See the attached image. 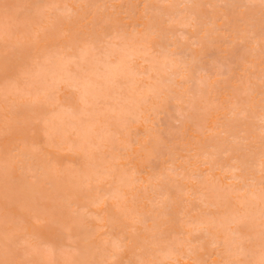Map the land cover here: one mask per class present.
Wrapping results in <instances>:
<instances>
[{
	"label": "bare ground",
	"instance_id": "bare-ground-1",
	"mask_svg": "<svg viewBox=\"0 0 264 264\" xmlns=\"http://www.w3.org/2000/svg\"><path fill=\"white\" fill-rule=\"evenodd\" d=\"M105 1L74 0L72 3L76 4L75 7L69 2V4H62L61 0V3L59 0H40V6L37 8L40 11L42 9L43 14L41 15H44V8L45 11L48 8L50 14L53 15H48L51 19L45 17L50 21H46L49 24L44 27V30L49 28L50 23L56 22L57 25L61 24L57 31L54 33L45 31L35 42L28 39L25 40L26 42L23 41L25 37H22L23 34H21L16 39L18 44L12 43L13 40L10 41L14 46L12 53H4L0 50V77H2L0 81V98L5 101L4 103H6L9 112V116L4 123L5 127L2 130L11 132L13 128H17L20 124L29 126V123H41V138L37 139L36 148L34 149V142L31 148H26L25 144L21 143L17 146V153L12 158L13 161L17 162L15 169L25 171L27 175V179L9 184L11 189L9 196L13 198L12 201L19 202L18 207L21 210L22 224L11 228V232H6L0 227V261L6 257L8 262H14V264H23L26 261H32L34 258L48 259V264H101V262L111 260L112 245L116 241L121 245V249L115 252L118 264H122L120 260L123 254L127 252L131 255L128 259L131 264H140L144 260L155 261L157 264H169V261L177 260L180 256L196 259L198 251L206 245L210 250L209 256L213 257L211 264H224L226 260L240 259V257H245L244 260L251 257L252 261H258L260 250L253 248V242L256 243L260 240L261 222L255 220L261 218L259 197L264 179V176L261 175L264 172V167H262L264 149L256 151L255 146L262 144L264 147V141H262V128H264V125L261 123L264 112L257 115L258 124L254 128L249 125L251 114H254V107H257V105L246 103L238 109L236 105L238 101L240 102V92L237 89L234 92L232 91V94L229 93L228 96L234 98V100L229 103L228 107L230 108V115L233 116L225 121H220V116L217 115L213 120L215 125L209 126V129L212 130L215 127L221 128L219 133L224 134L222 140H219L218 143L213 142L207 148L203 147L204 150L191 147V149H198L193 154L194 159L197 162L200 161L202 165H210V170L217 168L220 164L214 159L215 157L219 155L231 156L243 151L242 157L236 155L233 158V161L235 159L234 163L221 164L222 171L230 173L229 179L242 182L240 186L232 184L228 191L226 190L227 193L225 192V195L222 196L226 199L235 194L237 200L234 203L235 207L232 209L224 208L220 210L221 205L219 206L218 202L212 199V194L218 191L215 183L196 189L186 185L183 187L174 185L175 178L170 173L156 172L153 174L146 169L145 162H148L146 157L150 155L140 154L139 156L135 153L136 155L132 156L130 153L136 145L151 151L145 144L149 140L156 139L148 129H144L141 134H132L131 132L138 123L151 121L152 113L156 115L161 112L159 102L149 106L150 103L152 104V100L158 101L166 96L175 101L178 111H181L178 106L180 102L188 103V108L192 110L195 108V101L198 97L205 98L207 93H210L209 90L205 91L202 87H199L196 93L190 90L176 91L171 87L172 83L181 86L190 80L193 65L199 61V56L192 53L188 54V51L191 52L190 47L179 49L175 34L171 33V36L167 38L169 35L166 36V33L162 30L163 28L159 25L160 22L156 24L158 17H164L169 23H179L184 30L190 25L193 27L204 26L205 23H201L203 18L200 21V7L203 6L201 1L158 0L162 5L170 4L171 8L161 7L157 13L149 16L148 14H151L152 10L150 0H139L144 7L141 11L139 10V18L134 24L135 30L137 27H142V31L139 30V33H143V35L137 37L138 39L131 35L127 36L118 21L112 19L111 23L107 25L111 30L95 31L96 36L91 40L89 39L95 32L87 33L83 28H88L89 25L81 24L82 27L78 31L82 32L81 34H86V37L84 35L82 40H70L69 42V39L64 38L65 43L62 44L61 49L53 51L45 50L40 46V41L48 42L51 36H65L67 32L72 31L75 26L73 24L75 18L89 20L90 14L93 16L94 13L104 8ZM108 1L110 3L113 1L125 3L122 5L123 10L121 11L128 18H132V15L137 13V10L130 6L127 0ZM214 2H227L230 5L238 3L239 7L242 8L246 5L247 7L243 8H248L247 3L250 4L249 2H251L253 5L260 3V0H246L244 2L240 0H232V2L231 0H209L207 3L213 4ZM181 4L185 6L178 8L177 6ZM203 4H205L204 1ZM81 9L84 13L81 12ZM116 13L119 14V12ZM217 18L218 16H211L208 23H216ZM16 20L12 24H16ZM90 23L92 22L90 21ZM9 25V21L6 22L0 19V47H3V41H9L11 35H13L11 38L14 37L15 30H17L13 28L14 31L13 29L11 31ZM255 26L258 27L255 22L250 24L249 34H246L247 31L244 29L238 30V27L234 29L229 25L226 30L240 31L238 37H235V39L232 37L233 39L230 42L239 39L243 44H246L245 40L253 39L252 42L255 45L251 47L253 52L251 56L258 57L264 52V43H262L264 40L261 39L262 37H258V33H255V30L252 29ZM14 27L17 28L16 25ZM203 29L205 31L204 36H209L214 32L210 28ZM184 30L182 31L183 35H186L187 31H185V34ZM203 37L197 36L193 44H201ZM156 45L160 47L158 51H155ZM27 49L32 50V53L28 51L31 53L29 62L25 60ZM179 54H183V56L177 57ZM185 56H189V60L188 58L186 60ZM248 58H250V55ZM244 61L243 63H245ZM135 63H138L140 67L135 66ZM145 63L148 65L143 67L142 65ZM250 63H252L250 67L255 69L259 65L254 57L253 60H250ZM14 66L18 67L17 76L19 77H15L10 81L7 72L10 67ZM251 74L254 80H251V78L249 80L245 76L249 86L245 91L246 94L241 93L246 95V99L256 91V85L258 86L256 80L260 82L264 79V74H258L256 70L251 71ZM178 77H183V79L177 80ZM199 78V84L201 85L208 82L206 77ZM167 84H170V86ZM207 84L208 86L212 85ZM64 90H70L75 96L68 94L65 97L66 103L56 104L59 100L58 95ZM45 106L50 108L47 109ZM259 107L262 110L264 106L260 104ZM193 116V114H187L184 115V118L191 119ZM24 125L21 127V131H25L27 128ZM236 126L239 127L238 130H236ZM205 142L203 141V143ZM44 146L55 148L58 152L67 151L71 156L75 155V169L72 168L73 170L69 171V169L66 170L56 166L48 168V165L44 164L45 162L39 161L38 150L44 151L46 148ZM136 151L138 152V149ZM4 152L6 153V151ZM139 158L140 163L136 162V159L139 160ZM123 159H128V163H133L132 170L123 167L125 166L122 163ZM253 159L255 161L252 167H255V171H251L252 167L250 166ZM173 160L170 162L172 165H174ZM5 165H2V171L12 164L9 162ZM181 176L185 180L202 178L201 174L194 171L187 174L182 173ZM158 180H162L163 184H155ZM246 180H250L251 183H245ZM104 182L106 183L105 186ZM134 187H136L135 192L130 194V190ZM220 190L219 188V192H221ZM180 194H191L198 202L196 205H192L193 207L189 210L185 208L181 211L186 216L183 226L192 227L188 231H185L184 228L183 232H195L201 236L197 239L187 237V235L183 238L174 236L173 244L164 247L163 235L167 229L161 230V226L174 219L173 217H164L176 213V204L179 202L178 196ZM49 200L54 202L51 207L71 208L78 206L81 209H89L91 206H101V208L99 207L101 210L99 213L96 212L97 210L88 211V213L95 215V220L99 223H94L96 225L87 231L85 229L86 225L83 227L82 220L76 215L75 218L72 217L67 222H63L64 226L59 235H54L53 232L48 231L42 233L41 231L28 230L27 217L31 215L33 208L39 204H42L43 208L31 216L36 222H42L41 224L45 222V225H47L48 218L45 215L50 210L46 206ZM245 201L247 204L242 208L241 205ZM159 203L164 205L165 208H162L165 211H156V206ZM138 204L142 207L148 205L150 209L138 210L135 208ZM201 207H206L207 210L211 208L218 209V212H215L216 214L211 213V216L196 217L191 215L192 212L200 210ZM83 215H85L84 212L81 216ZM3 220L0 219V225ZM253 220L255 221L252 224V227L255 228L254 231L243 232L240 229L241 225ZM24 222L26 223L24 224ZM149 222L151 224H148ZM137 224H143V229L153 231V234L146 237L139 236L138 240H135L130 236L131 231L129 229L135 228ZM106 227L109 228L108 235L110 238L97 240L100 229ZM16 232L22 233L20 240L16 239L21 243L18 242L24 250L23 252L21 250L22 253L16 248L6 249L8 242L12 241ZM184 242L187 246L186 253H183L177 247ZM196 242L198 244H195ZM130 243L132 244L130 245ZM241 248L243 251H240ZM141 249H143V252H138Z\"/></svg>",
	"mask_w": 264,
	"mask_h": 264
},
{
	"label": "rangeland",
	"instance_id": "rangeland-1",
	"mask_svg": "<svg viewBox=\"0 0 264 264\" xmlns=\"http://www.w3.org/2000/svg\"><path fill=\"white\" fill-rule=\"evenodd\" d=\"M62 1L63 0H61V2ZM73 1L74 0H65L62 2V4H69V3L73 4L72 3ZM127 1H128L130 6H133L137 10V13L133 14L132 18L126 17V14L121 11V10H123L121 7L125 3H121V1H113L112 3H110V1L106 0L104 8L97 11L98 13L97 12L94 13L93 16H92V14H90L91 17L89 16V20H87V19L82 20V19L75 18L73 21L74 22L73 24L75 25L74 26L75 30L73 29L72 31L67 32V34L69 35L68 37L70 38V40H76V41L82 40V38H84V35L86 37V34H81L82 32L78 31L82 27L81 24H88L89 25L88 28H85V27L83 28V30L87 31V33L95 32V31L100 32L101 30H103V32L109 31L111 29L109 27H107V25L109 23H111L112 19H116L118 21V24H120L122 26V29L127 34V36L131 35L132 37H136V38L141 37L143 35V33H141L142 34L141 35L139 33V30L142 31V27H137V29L135 30L134 24L139 18L138 17L139 10L141 11L143 9L144 5L141 4L139 0H130V1L127 0ZM200 1H201V4L203 5V6L201 5L202 7H200V12H201L200 21L203 18L201 23L203 22V24L204 23L205 24L202 27L203 28H210L214 31V32H212L211 35L204 36L205 31L199 25H198L199 27L198 26L193 27L190 25L189 27L186 28V30H184L179 23H177V22L176 23H169L167 21V19L164 17H158L156 20V24H159V22H160L159 25L161 26V28H163L162 30L166 33V36L169 35V36H167V38H169L171 36V33L175 34L176 39L178 40L177 42L179 45V49H182L185 47H188V48L190 47L189 49H191V52L188 51L189 53L188 52L187 53L188 54L192 53L195 56H199V58H198L199 61L196 62L195 65H193L194 67L192 68L193 72H191L190 80L183 83L181 86H179L177 83L176 84L172 83L171 87L176 89V91L190 90V91H194V93H196L198 91L199 87H202V88H204L205 91L209 90L210 93H207V96L205 98L198 97V99L195 101V108L192 110L188 108V105H187L188 103L180 102L178 106H179V109H181V111H178L176 109L177 104L170 97L164 96L163 98H165V99L162 98V99H159L158 101L155 99L152 100L153 102H152V104L150 103L149 106L150 105L153 106L154 103L159 102L161 104V107H160L161 112L159 114H156V115H155V113H152V115H151L152 120L151 121H149L147 123L146 122L138 123V125L136 127H134L131 130V132H132V134H134V133L141 134L142 131H144V129H148L150 134L154 135L156 137V139L153 141L149 140L148 143L145 144L147 146V148L151 149V151L144 149V148H141L139 145H136V146H134L133 150L130 153L132 154V156H134L135 153H137L139 156H140V154L144 155V156L146 154H148V156L150 155L149 157H146V159H148V162H145V165H147L146 169L150 173H153V174H155L156 172H167V174L170 173V175L174 176V178H175V181L173 182L174 185H178V186H182V187L184 185H186L189 187L191 186L193 189H196L198 187H204V186H208V184L210 185L212 183L213 184L215 183L218 187V191L212 194V199L214 201H217L218 205L219 206L221 205L220 207H222V204H224L222 208L219 207L220 210H223L224 208H231L232 209L235 207L234 203L237 200L235 194H232L230 197H227L226 199L223 198L222 196L225 195L224 194L225 192L227 193L228 189L231 187L232 184H238L240 186V185H242V182H237L234 179H229L228 176L230 175V173L223 172L221 164L224 165L228 162L234 163L235 159L233 161V158L236 157V155L242 157L243 151L235 153L231 156L230 155L229 156H220L219 155V156L215 157L214 159L216 161H218L220 164L218 165L217 168L210 170L209 169L210 165H208V164L202 165L200 163V161H198L199 162L198 163L197 160L194 159L193 154L195 152H197L198 149L197 150L191 149V147H194V148L196 147V148H200V149L202 148L201 150H204L203 147L207 148L213 142L218 143L219 140L220 141L222 140V137H224V134L219 133L221 128L215 127V129L212 130V129H209V126L215 125L213 120L216 118L217 115L220 116V121H225L227 118H231L233 116V115H230V108L228 107V105L231 101L234 100V98L229 97L228 94L229 93L232 94V91L234 92V91H236V89H237V91L240 92V95H239L240 104H239V106H237V108L240 109L246 103L257 105V107H254V111H255L254 114H251L252 117H251L249 125H250V127L254 128L258 124L257 115L262 112L259 105L261 104L260 100H261L262 91H264V87H262L261 80H260V82H259V80H256L258 86L256 85V91L254 93H252L249 98L246 99V95H242V94H246L245 91H247L246 89L249 86V83L246 81L247 78H249V80H250V78H251V80H254V78L252 77L251 71L256 70L258 72V74H264V52H262L260 54L261 57L260 56H258V57L257 56H251V54L253 53L251 50L252 49L251 47H253L255 45L252 42L253 39L252 40L251 39L245 40L244 42L245 43L247 42L246 44H243V42H241V40H239V39L235 40L234 42H230V40H232L233 38L235 39V37H238V35L240 34V31H238V30H240V29L246 30L247 31L246 34H249L248 32H250V30H251L250 24L254 23V22L258 25V27L255 26L252 29L255 30V33H258L257 34L258 37H260V38L262 37L261 39L264 40V9L261 8L260 3H256V4L252 5L251 2H249L250 4L247 3V5L249 6L248 8H243V7L241 8L238 6V3H234V4H232L233 5L232 6L227 2H214L213 4H210V3H207L209 0H200ZM203 1L205 4H203ZM240 1L244 2L246 0H240ZM5 2L14 6V8H13V12H14L13 14L15 15L14 19L15 20H16V18H17V20L19 19L18 21L16 20L18 25L16 22H15L16 24H12V22L14 23L15 20L9 21L10 25L8 27L9 28L11 27V31L13 28L17 29V30H15L14 37L11 38V36H13V35H11L9 37V41H7V40L3 41L2 42V43H4L3 47L2 46L0 47L1 48L0 50L2 52L12 53V51L14 50V46H13V44L10 43V41L13 40L12 43L18 44V40H16V39L18 37H20L21 34H23L22 37H25V39L23 38V41H25V40L27 41V39H28L29 41L34 40V42H35L38 39V37H40L42 35V33H45L46 29L44 30V27H47V25L49 24V22L47 23L46 21H50L51 18L49 16H53V15L50 14L48 8H47L48 10L46 9L47 12L45 11V8H44V10H43L44 15H41V14H43L42 9H41V11L38 10V8H39L38 6H40V3H39L40 0H22V1L0 0V3H5ZM59 2H60V0H59ZM231 2H232V0H231ZM150 4H151L150 6H151L152 10H151V14H148L149 16L157 13L158 9L161 7H165V8L167 7L166 9L171 8L170 4H163L162 5L158 0H150ZM210 5H212V6H210ZM234 5H235V7H234ZM73 6L76 7V4L75 5L73 4ZM184 6L185 5L181 4V5H178L177 7L182 8ZM31 8H34L33 9L34 11ZM201 10H203V11H201ZM219 10H220V12H219ZM52 11H54V10H52ZM81 12L84 13L83 9H81ZM116 12H119V14ZM46 13H47V15H46ZM223 13H225V15L222 16ZM226 13L228 16L226 15ZM109 15H112V16L109 17ZM0 16H1L0 19L4 20L2 12H0ZM46 16L49 17L50 19L45 18ZM211 16H218V18L216 19L217 20L216 23H214V24L208 23ZM90 21L92 23H90ZM97 22H99V24H97ZM228 22L230 24H227ZM12 25H14V26L16 25L17 28H15L14 26L12 27ZM59 25H61V24H59ZM59 25H57V29H58ZM224 25H225V27H224ZM228 25L234 29L236 27H238V30L228 31V30H226V27ZM6 26H7V24H6ZM219 27H221L222 29ZM14 29H13V31H14ZM40 29H42V30H40ZM164 29L167 31H165ZM183 30H184L185 34H186L185 31H187L186 35H183V32H182ZM36 32H38V33H36ZM96 32L94 33V35H92L93 37L91 36V38L89 40L93 39L96 36ZM225 33H227V34L231 33V34L226 35ZM24 35H26V36H24ZM36 35H37V37H35ZM55 36H51V38L48 42L40 41L41 42V43H39L40 46H42V48H44L45 50H50V51H53L56 49L57 50L61 49L62 44L65 43L64 38L65 39H67V38L65 36H58V35H55ZM197 36L198 37L204 36L203 37L204 39H202L201 44L195 45L193 43H195ZM29 37H30V39H29ZM79 38H81V39H79ZM251 42H252V44H251ZM262 43H264V41ZM41 44H43V45H41ZM246 48H247V50H246ZM159 49H160V47L158 45H156L155 51H158ZM172 49H173V47H172ZM179 49H177V50H179ZM28 51H30L32 53L31 49H27V51H25L27 54L25 60H27V62H29V59H30L29 57L31 54ZM243 51H245L246 53ZM249 55H250V58H248ZM182 56H183V54L177 55V57H182ZM188 57L185 56L184 58L187 60ZM253 57H254V60L259 63V65H257L256 69L250 67V65L252 64V63H250V60H253ZM255 58L256 59L258 58V59L256 60ZM247 59H248V61H247ZM188 60H189V58H188ZM244 60H246V61H244ZM243 61L245 63H243ZM241 64H243V65H241ZM147 65L148 64L145 63L142 66L146 67ZM135 66L140 67L138 63H135ZM201 67L203 68L202 70H201ZM17 68H18L17 66H14V67H10V69L8 70L7 73H8L10 81H12L15 77H19V76H17L18 75L17 74V70H18ZM260 70H261V72H260ZM245 76H247V78ZM199 77H202V78L206 77V80L208 78V80H207L208 82H206L205 85L199 84V82H200ZM197 78H198V81H197ZM241 78L244 80H242ZM1 79H2V77H0V81H1ZM180 79H181V77L177 78V80H180ZM262 80H264V79H262ZM207 83H210L212 85L208 86ZM229 83H230V86H229ZM167 85L170 86V84H167ZM238 87H239V89H238ZM68 94L75 96V94L71 93L70 90H64L58 95L59 100L56 102V104H59L61 102L66 103L65 97ZM2 101L3 100L0 98V127H1L0 128V159H1L0 160V179H1L0 180V192L2 191L0 193V216L3 215V216H1V218H2V220L3 219L4 220L1 222L0 227H2V229L6 232H11V230H10L11 228L21 225L22 222H21V216H20L21 210L18 207L19 202L18 201H12L13 198H11L9 196L11 194V189L9 187V184H13L18 180L27 179V175L25 174V171H23V170L21 171L20 169H15L17 167V162L13 161L12 158H13V155H15L17 153V150H16L17 146L21 145V143H24L26 148H31V147H33V142H34V149L36 148L37 145L35 143H36V141H38L37 139L41 138V136H40L41 135L40 134L41 123L36 122L37 124L39 123V125H37L36 123H34V124L29 123V126L23 124L24 126H27L25 131H21V127L23 126L22 124H20L17 128H13V130L11 132H6L5 130H2V128L5 127L4 123L7 119V117L9 116L8 107L6 106V103H4L5 101H3V102ZM45 108L49 109L50 107L45 106ZM187 114H193L194 116L191 119L184 118V115H187ZM4 118H5V120H4ZM239 121H241V120H239ZM31 126H32V128H31ZM238 129H239V127L236 126V130H238ZM203 141L204 142L206 141V142L203 143ZM40 144L42 145V143H40ZM201 144H203V145H201ZM44 147H46V146H44ZM249 148H251V147H249ZM255 148H256L255 149L256 151L262 150V148L264 149L262 144H257L255 146ZM136 149H138V152L136 151ZM4 151H6V153ZM38 151H39L38 153H39V157H40L39 161L42 160L43 162H45L44 164L46 166L48 165L47 166L48 168H53L56 166V167H60V168L61 167L65 168L66 170L69 169V171H71L72 168L75 169L74 167L76 166V162L74 159L76 158V156L75 155L71 156L69 154V152H67V151H59L58 152V150H56L55 148H51V147H46L44 149L45 152L40 151V150H38ZM61 152H62V154H60ZM1 153H2V155H1ZM2 157H3V159H2ZM128 159L131 160L132 158H128ZM128 159L122 160V163L125 164V166H123V167L127 168L128 170H132L131 166L133 167V163L132 162L128 163L127 162ZM146 159H144V160H146ZM173 159H175V160H173ZM172 160L174 161V163H173L174 165H172V163H170ZM254 161L255 160L253 159L250 162L251 167L254 164ZM9 162H11L12 165L7 166L6 170L2 171L1 170L3 167L2 165L6 166L5 164H7ZM136 162L140 163V158H139V160L136 159ZM252 170L255 171L254 166L251 168V171ZM192 171L201 174L202 178H200V179L194 178V179H190V180L182 179V176H181L182 173L187 174V173H190ZM261 175L264 176V172ZM245 183L249 184V183H251V181L246 180ZM263 183H264V179H263ZM105 184L106 183L104 182V186H105ZM155 184L162 185L163 181L158 180L155 182ZM218 185H220V186H218ZM222 186H224V187L222 188ZM47 187H48V185H47ZM219 188L221 189L220 190L221 192H219ZM135 190H136V187H134L132 190H130L131 191L130 194L134 193ZM218 196H220V197H218ZM225 200H226V202H225ZM178 201L179 202L176 204V213L174 215L164 217V218H168V217L172 218L173 217L174 219L171 220L170 222H168L167 224L161 226V230L167 229L166 233L163 235L164 236L163 239L165 240L163 242L164 247H169V245L174 240V236H177L179 238H181V237L183 238V237H186V235H187V237L190 236V238H193V239H197L201 236L200 234L195 233V232H190V233L183 232L184 228H185V231L186 230L188 231V230H191L192 227L191 226H189V227L183 226L184 225L183 221L185 220L186 216L184 213L182 214L181 211H183L185 208L187 210H189L191 207L196 205V203H198V202L195 201V197L192 196L191 194H180L178 196ZM53 204H54V202H52L50 200L46 204V206H48L50 208V210L47 214L48 216L45 215L48 218V221L46 222L47 225H45V222H43V224H41L42 222L41 223L36 222L35 219H33V217L31 216L32 214L38 213L41 210V208H43L42 204L36 205V207L39 206V207H37L38 210L36 209V207L33 208L34 210L31 211V215H29L27 217V220H26V222L28 221V224H27L28 230L30 229L33 231H41L42 233H47V231H48L50 233L53 232L52 234H54V235H59V233L63 229L64 223L67 222V220H69V218H72L76 215H78L80 217V220H82L83 227H85V225H86L85 229L87 231L99 223L98 221L95 220V215L88 213V211L89 210H95V211L97 210L96 212L99 213L101 211L100 210L101 206H99L100 208L97 206H91L89 209H81L78 206L71 207V208L70 207L69 208L59 207V206L51 207ZM227 204H229V205H227ZM156 207H157V209H156L157 212L158 211L159 212L165 211V209H163V208H165L163 204L159 203ZM135 208L138 210H144V208H145V210L150 209V207L148 205H143V207H142L140 204H138L137 207H135ZM66 209H68V210H66ZM53 210H55V211H53ZM62 210L64 211V213ZM214 210H216V209L211 208V209L207 210L206 207H201L200 210H196V211L192 212L191 215L196 216V217L211 216L212 215L211 213L216 214L215 212H218V209L216 211H214ZM18 211H19V214H18ZM66 211L67 212L69 211V213H67ZM78 211H79V213H78ZM70 212H72V213H70ZM83 212L85 213V215L81 216V214ZM52 214H54V215H52ZM177 214H178V216H177ZM49 215H51V216H49ZM18 219H19V221H18ZM255 221L261 222V218L259 220H255ZM255 221L253 220V221H249L248 223H244L243 225L240 226V229L243 230V232L254 231L255 228L252 227V224ZM26 222H24V224ZM56 223H57V225H56ZM92 223L93 224L96 223V224L93 225ZM59 224H60V226H59ZM148 224H151V222H149ZM143 228H144L143 224H137L135 226V228H133V229L130 228L129 229V231H131L130 236H132L135 240H138L139 236L146 237L149 234L150 235L153 234V231L152 232L146 231ZM100 231L98 232L97 240H104L107 237L110 238L108 235V232H109L108 227H106L104 229H100ZM21 237H22V233L16 232L14 238L12 239L13 242L12 241L8 242L6 249L7 248L8 249L16 248L19 252H21V250L23 252L24 250L22 249V246L20 245L21 243L18 240H16V239L20 240ZM150 239H152V238H150ZM14 241H16V242H14ZM18 242L20 244H18ZM131 244L132 243H130V245ZM195 244H198V242H196ZM256 244L258 245V247ZM177 247L181 251H183V253L187 252L186 251L187 246H186L185 242L180 246L178 245ZM23 248H25V247H23ZM253 248L255 250H260V240H258V242H256V243L253 242ZM17 250H15V251L17 252ZM138 252H143V249L138 250ZM209 253H210L209 247L206 245L204 248H202L198 251L196 257L194 256L196 259L183 258L180 256V257H178L177 260L169 261V264H193V261H198L199 264L200 263L211 264V260L213 257L209 256ZM130 257H131V255H129V252H127V253L123 254L120 262L122 264H131L130 260H128V259H130ZM240 259L244 260L245 257H240ZM251 259H252L251 257L247 258V260H251ZM2 261H8V259L6 257H4V260H2ZM47 261H48V259L34 258V259H32V261H26L23 264H25V263L26 264H37V263L38 264H48Z\"/></svg>",
	"mask_w": 264,
	"mask_h": 264
},
{
	"label": "snow or ice",
	"instance_id": "snow-or-ice-1",
	"mask_svg": "<svg viewBox=\"0 0 264 264\" xmlns=\"http://www.w3.org/2000/svg\"><path fill=\"white\" fill-rule=\"evenodd\" d=\"M261 8L264 9V0H260ZM243 7H247L246 5ZM13 8L14 6L9 3H0V12H2L4 20L11 21L14 19L13 17ZM57 30V24L56 22H52L49 25V28L46 29V32H55ZM65 37L69 39L68 34H65ZM7 55V54H5ZM183 79V77H181ZM262 87H264V80L261 81ZM239 101L237 102L236 106H239ZM261 104L264 106V91H262L261 94ZM262 112H264V107H262ZM262 125H264V116H262L261 119ZM262 141H264V128H262ZM262 167H264V153H262ZM260 204H261V224H260V259L258 261H252V260H240V259H230L226 260L224 264H264V183H262L261 190H260ZM247 202L245 201L241 207L244 208ZM113 252L111 253V260L110 261H104L101 262V264H118V261L115 257V252L119 251L121 249V245L118 241L113 242ZM240 251H243L241 248ZM0 264H14V262H8V261H0ZM140 264H157L155 261L151 260H144L141 261ZM193 264H199L198 261H193Z\"/></svg>",
	"mask_w": 264,
	"mask_h": 264
}]
</instances>
